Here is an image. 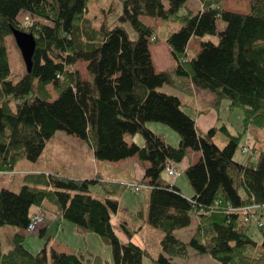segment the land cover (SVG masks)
I'll list each match as a JSON object with an SVG mask.
<instances>
[{"label":"trees","instance_id":"1","mask_svg":"<svg viewBox=\"0 0 264 264\" xmlns=\"http://www.w3.org/2000/svg\"><path fill=\"white\" fill-rule=\"evenodd\" d=\"M188 1L121 0L117 22L109 20L113 8L103 9L101 25L95 28L85 16L89 0H0V173L13 171L23 159L38 162L58 131L94 142L100 161L137 156L150 163L144 176L151 186L148 222L163 231L161 245L167 254L151 257L132 240L138 230L128 222L120 221L117 227L128 241L118 237L112 218L126 184L29 172L19 192L0 190V226L28 231L32 208L40 206L60 214L78 233L96 234L112 248L113 259L87 246L69 253L51 248L49 257L45 245L33 254L16 232L8 251L0 239V264H145L147 256L150 264H177L173 257H188L189 248L222 264H264V146L257 160H237L243 133L233 135L222 127L229 140L220 147L214 140L218 127L200 131L179 96L159 90L164 84L186 91L192 84L208 89L217 104L227 99L230 109H239L247 126L264 128V0H250L249 13L225 9V0H200L202 10L180 14ZM27 15L33 19L28 26ZM141 16L181 24L167 38L178 61L175 68L156 70L150 42L158 37ZM219 20L226 23L222 30ZM13 29L33 33L37 41L33 67L17 82L11 79L8 51L10 40L17 44ZM209 36H218V41L206 39ZM192 37L201 38V49L188 58ZM79 61L87 63V79L77 67ZM50 86L57 93L54 100ZM149 122L177 131L179 145L163 140ZM137 133L145 140L143 146L125 138ZM190 150L201 151L202 158L185 171L194 190L188 198L162 174L169 161L181 163ZM96 183L104 198L92 193ZM136 214L141 216V210ZM193 215L198 223L186 242L174 232L189 226ZM253 217L262 222L256 220L261 243L249 232L247 222ZM39 236H45L44 229Z\"/></svg>","mask_w":264,"mask_h":264},{"label":"rangeland","instance_id":"2","mask_svg":"<svg viewBox=\"0 0 264 264\" xmlns=\"http://www.w3.org/2000/svg\"><path fill=\"white\" fill-rule=\"evenodd\" d=\"M168 6V3H166ZM113 8L114 11L110 15L109 20L110 22H117V18L120 15L122 11V3L121 0H89L88 9L86 11V18L91 20L92 25L95 28H99L101 25V22L103 20V9H109ZM224 8L230 11L234 12H241V13H249L250 12V0H225L224 1ZM202 9V4L200 0H189L185 6H183L180 9V14H185L189 10L193 11L194 13L199 12ZM24 14L21 13L20 18L22 19ZM33 21L31 17V22ZM181 24L179 22H169L165 23L162 31L165 32L169 28L173 27L175 32L180 29ZM226 26V23L222 20L218 21V28L219 30L224 29ZM125 27L132 38H136V33L130 23H126ZM161 36H163L161 33ZM210 38L217 42L218 36H209ZM208 37V38H209ZM161 38V37H160ZM161 42L164 41L162 38L160 39ZM152 45V42H150ZM8 51H9V62L10 67L13 71V75L11 76V79L14 82L19 81L24 74L27 71L26 63L22 57L21 51L17 44H15L12 40L9 41L8 45ZM196 53H193V51H189V57L192 58L195 56ZM85 61H79L77 63V67L80 70L82 76L84 78H88L87 73V66ZM169 68V65H166L164 68ZM160 68V67H158ZM50 93H51V100H54L57 97L56 91L53 89L52 86L49 87ZM159 90L162 92H176L171 86L168 84L163 85L159 88ZM228 102L227 99H224V104ZM14 109L16 108V103L13 102ZM226 107L222 109L224 111ZM235 111L240 112L239 109H236ZM229 124L235 128L236 133H233L235 135H238L240 130L236 128L233 119H228ZM168 127V126H165ZM252 129L256 130V133L259 137V141L257 142L256 139H253V135H250V132L244 133L241 135L240 143H239V149L236 153V159L237 160H245L248 156H251L253 160H257L259 156V148H262L264 146V128H258L255 126H251ZM169 129H172L168 127ZM220 127L218 129V136L216 137L217 142H220L222 136H226L224 131ZM173 130V129H172ZM59 134H55L56 136H53L50 140L47 141L44 153L42 154L41 158L38 162H31L27 159L21 160L15 167L13 171H6L0 173V190L2 188H8L14 192H19L21 189L22 184L24 183L23 178L26 173L29 172H37V170H51L64 173L66 176H88L85 173H82L80 170L82 167H85L88 169V164L86 161L81 162L77 158L79 157L77 154L78 149L75 148L74 143L65 138L66 136L71 139V137L76 138L74 135H70L66 133L65 131H58ZM131 135H127V137H130ZM80 139V138H76ZM81 140V139H80ZM220 144V143H219ZM222 144V143H221ZM243 145H250V147L255 146L257 151H251V152H244L242 150ZM222 146V145H221ZM81 155V153H80ZM47 168V169H46ZM178 168V167H177ZM75 172V173H74ZM167 175V174H166ZM169 176V175H168ZM170 177V176H169ZM171 179L177 178L182 184L189 185L191 191L192 188L190 186V182L184 173V171L181 170L178 176L176 177H170ZM86 179V178H83ZM91 191L94 195L101 196V198L105 197V194L103 191L93 185L91 186ZM119 202H120V209L121 211V219L125 220L124 215L126 214V207L129 208L131 211H135L134 208H137V210H141V212L144 213L145 219L148 216V201H147V192L145 190L134 193L131 190H124L119 195ZM117 215V213H116ZM192 223L184 228L178 229L174 232L175 236L178 238L188 242L194 233L197 222H196V216L193 215ZM126 220H129L128 218ZM131 227L134 229L139 230V226L141 223H137L136 221L130 219ZM139 222H143V220L140 219ZM146 221L143 223L145 224ZM66 227V233L68 237L71 239V244L73 245V250H75L77 247H75V243H77L80 239L81 243L83 241V237H80L78 235H72V232L70 229H68V226L73 227V224L70 222H64ZM146 225L148 222H146ZM247 225L249 226V232L251 235L255 238V240L259 243L262 241V236L260 232L258 231V226L256 224V218L253 217L250 221L247 222ZM151 228L141 229L139 230L132 240L136 242L137 244L141 245L143 248L147 249L150 253L151 257H158L160 253H164L161 240L162 236L160 233H162V230L159 228H155L153 226H149ZM18 230H20L18 227L15 226H0V239L2 241V246L4 249L11 248L13 245L12 237L13 234H15ZM37 231V230H35ZM87 238L88 247L90 250L97 254H101L105 258L112 260V248L109 246H104L100 240V238L94 234L89 233ZM27 241L25 242L26 247L33 253L37 254L41 252V250L44 248L45 245L48 246L49 251V257H50V249L52 248L53 241L48 239H41L37 232H29L27 233ZM96 239V240H95ZM98 239V242H97ZM85 242V241H84ZM83 244V243H82ZM167 255V254H166ZM147 256L144 259L145 264H150L151 257ZM173 261L177 264H222L218 260L214 259L210 255H200L197 254L192 248H189V254L188 257H173Z\"/></svg>","mask_w":264,"mask_h":264},{"label":"crops","instance_id":"3","mask_svg":"<svg viewBox=\"0 0 264 264\" xmlns=\"http://www.w3.org/2000/svg\"><path fill=\"white\" fill-rule=\"evenodd\" d=\"M202 9H203V5H202ZM141 20L146 25L153 27L155 29V35H157L158 37L156 41H151L152 45L150 43L152 59H153V63L155 65L156 70L160 72V71H164L167 69L175 68L178 64V61L173 56L171 48L167 43V38L172 33L174 28L171 27L167 31L165 30V32H163L162 28L166 22H164L162 19L149 17V16H141ZM160 32L164 33L162 34L163 36H161ZM160 37L164 41L161 42ZM212 38L213 37H211L210 39ZM206 39H208V37H206ZM200 41H201L200 37H192L190 39L188 46H187L188 58H190L189 57L190 50L196 54L200 51L201 49ZM166 65H169V68L168 67L164 68L166 67ZM168 85L171 86L174 90H176V92H170L169 94H174V95L179 96L182 102L183 110L186 113L190 114L195 119L196 126L200 131L206 132L216 126L218 127L217 129H219V127H225L229 131L230 134L236 133L235 128H233V126L229 124L228 122V119H233L236 128L240 130L239 133L244 134V133L250 132V135H253L252 137L253 139H256L257 142L260 140L256 133V130L252 129L251 127L253 125L250 124L247 126L245 124L242 112L241 111L238 112V111H235L229 108V101L226 104H224V99H222L220 100V103L217 104L215 93H213L212 91L208 89L197 88L193 84L191 85L190 91L182 90L174 86L173 84H168ZM224 106L226 107V109L222 111ZM147 126L152 131H154L157 135H159L163 140H165L167 143L175 145V146L179 145L180 135L177 131L169 129L168 127H165L166 125L159 123V122H149ZM57 134L59 133L57 132L56 135ZM127 135H131V136L127 137ZM127 135L125 138L129 143L134 142L141 146L145 144V140L142 134L137 133V134H127ZM217 136H218V130L216 132L214 140L220 147H223L224 145L227 144L229 140V137L227 135L225 137L222 136L220 142H217L216 140ZM65 138L71 140L74 143L75 148L78 149L77 154L79 157L77 159L80 160L81 162L86 161V163L89 166L88 169H86L85 167H82V169L80 170L82 173H85V175L87 174L88 176H70V178H76V179H83V178L95 179L97 178L101 182H105V183H120L122 185H125L126 183H139V184L147 185V187H145L144 190L147 192V201H148L147 211H149V191L148 190L151 189V186L145 181V178H144L145 167L150 165L149 162L143 163L138 159L137 156H132V157H129V158H126L120 161H115V162L100 161L96 159L94 155V142L76 139L77 137L75 139L74 137H71L70 139L66 136ZM244 147H248L249 152L251 151L254 152L253 148L257 149L255 146L250 147V145H243L242 149ZM201 158H202L201 151L190 150L187 153V156L183 159L181 163L179 164L175 163L176 166L178 167L177 168L178 172L180 173L182 170L185 173L186 169L190 165L197 163ZM245 160H240V161H245ZM37 172H45L47 174L58 172L60 175L66 176L64 173L59 172L58 170L56 171L55 170L54 171L37 170ZM168 175L169 174L167 170H165L162 174L163 180L165 182L177 185L181 189L182 193L188 198H191L194 195V190L191 185L190 186L192 188V191L188 184L186 186V184L184 183L182 184V182H180L177 178L171 179L170 177L172 176L169 175L170 176L169 177ZM94 185L99 187L103 191L99 183H96ZM98 197L101 198V196H98ZM119 209H120V202H119ZM119 209L117 211V215L115 214V216L112 218V223L115 226L116 228L115 231L118 237L121 239V241L126 242L128 241V238L124 235V233L121 230L117 228L120 221L128 222L129 225L131 226L129 220L132 219L136 221L137 223H141L139 226V230L151 228L149 227L151 225H146V222H148V216L145 219V215L143 212L141 216H138L136 213L140 210H137V208H134L135 211H132V210L130 211L129 208L126 207L125 211L127 215L122 216L125 218V220L121 219V211H119ZM32 214L33 215L35 214L43 215V218H44L43 222L38 225L36 229L37 231H34V232H37L39 236V230L44 229L45 236L43 238H41L40 236L39 237L41 239H48V240L53 241L52 248L56 249L59 252H66V253L73 252L78 249H82L85 246H87V248L89 249L88 242H87L89 233H86V234L78 233L75 226L73 225V227L68 226V229H70V231L72 232V235H78L84 238L82 241L83 244L81 243L82 239H80L77 243H75V247L77 248L73 250L74 248H73V245L71 244V239L68 237L66 233V227H65L66 225L64 222H67V221H65L60 214H57L53 211L43 209L40 206H34L32 208ZM127 218L129 220H126ZM140 219L143 220V222L146 221L145 224L143 222H139ZM196 222L198 223L197 217H196ZM17 232H20V234L24 236L25 238L24 245H25V242L27 241L26 239L27 233H29V231L18 230ZM160 234L163 238L164 236L163 231ZM12 240H13V237H12ZM97 242H98V239H97ZM12 247L13 245L11 246V248ZM11 248H8V249L3 248V249L5 251H8Z\"/></svg>","mask_w":264,"mask_h":264},{"label":"water","instance_id":"4","mask_svg":"<svg viewBox=\"0 0 264 264\" xmlns=\"http://www.w3.org/2000/svg\"><path fill=\"white\" fill-rule=\"evenodd\" d=\"M12 32L26 63L27 71L30 72L34 63L33 57L37 46L36 38L33 33L20 29H13Z\"/></svg>","mask_w":264,"mask_h":264},{"label":"built area","instance_id":"5","mask_svg":"<svg viewBox=\"0 0 264 264\" xmlns=\"http://www.w3.org/2000/svg\"><path fill=\"white\" fill-rule=\"evenodd\" d=\"M24 20H25L26 26L31 24V17L29 15L25 16ZM155 40H156V37L153 36L152 41H155ZM247 150H248V148L244 147V151H247ZM166 170H167L168 174L172 177H176L179 174L176 164L172 161H169L167 163ZM126 187L128 189L134 191V192H139L142 189H144L145 187H147V185L139 184V183H126ZM43 220H44V218H43L42 214L33 215L31 218V222L28 226V231L34 232L37 229L38 225L43 222ZM256 220L259 223V225H262V222L259 219H256Z\"/></svg>","mask_w":264,"mask_h":264}]
</instances>
